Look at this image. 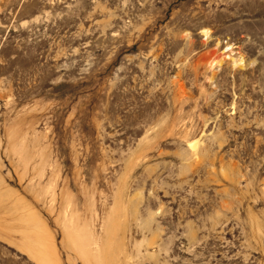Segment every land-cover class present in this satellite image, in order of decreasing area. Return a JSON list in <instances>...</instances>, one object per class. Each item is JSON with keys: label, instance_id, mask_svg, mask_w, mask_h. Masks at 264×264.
Here are the masks:
<instances>
[{"label": "rangeland", "instance_id": "obj_1", "mask_svg": "<svg viewBox=\"0 0 264 264\" xmlns=\"http://www.w3.org/2000/svg\"><path fill=\"white\" fill-rule=\"evenodd\" d=\"M38 252L264 264V0H0V264Z\"/></svg>", "mask_w": 264, "mask_h": 264}, {"label": "bare ground", "instance_id": "obj_2", "mask_svg": "<svg viewBox=\"0 0 264 264\" xmlns=\"http://www.w3.org/2000/svg\"><path fill=\"white\" fill-rule=\"evenodd\" d=\"M204 33L207 34V31L204 30ZM37 237H39V236H37ZM37 239H38V238H37ZM36 241H37V245H38V247L43 246V245H47V244H42V242H44V241H41V238L38 239V240H36ZM45 243H46V241H45ZM38 247H36V248H38ZM43 247H44V246H43ZM46 247H47V246H46ZM36 248H35V249H36ZM41 248H42V247H41ZM41 248H40V249H41ZM44 248H45V247H44ZM44 248H42V249H44ZM40 249H38V251H39ZM45 250H46V249H45ZM47 250H48V249H47ZM47 250H46V251H47ZM40 251H42V250H40ZM43 251H44V250H43ZM36 253H37V252H36ZM36 253H35V255H37ZM44 254H47V253L44 252ZM44 254H43V255H44ZM43 255H42L41 252H40V253L38 252V258H36V259H38V261H39L40 264H45L44 261H45L46 259L48 260V257H49V256L46 257V259H45ZM47 255H48V254H47ZM42 256H43V257H42ZM45 256H46V255H45ZM35 257H36V256H35ZM49 258H50V257H49ZM43 259H44V260H43ZM38 261H37V262H38ZM51 261H52V260H50L49 262H51ZM49 262L46 261V264L49 263ZM52 263H53V261H52ZM50 264H51V263H50ZM53 264H54V263H53Z\"/></svg>", "mask_w": 264, "mask_h": 264}]
</instances>
